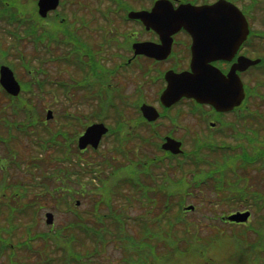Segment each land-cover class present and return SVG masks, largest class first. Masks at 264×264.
<instances>
[{
  "label": "rangeland",
  "instance_id": "rangeland-1",
  "mask_svg": "<svg viewBox=\"0 0 264 264\" xmlns=\"http://www.w3.org/2000/svg\"><path fill=\"white\" fill-rule=\"evenodd\" d=\"M31 1L0 0V65L11 67L21 87V98L14 101L0 88V239L5 242L0 245V264L10 244L15 263L45 264L54 250L49 238L32 239L26 244L30 247L21 250L16 244L30 238L28 230L69 235L77 216L84 220L94 215L95 198L102 203L101 212L138 217L126 222L134 236H142L137 226L141 222L159 232L150 264H264V64L242 74L251 95L247 91V104L238 111L240 123L232 125L229 116L219 130L210 128L208 108L190 102L147 123L138 107L158 100L163 73L159 79L152 72L146 75L151 62L140 58L126 66L131 43L143 32L140 24L116 14L122 15L124 4L142 9L152 0H60L41 21L33 16ZM231 1L251 12L244 53L264 57V0ZM81 16L90 28L81 27ZM67 39L83 41L88 56H76ZM181 56H176L178 65ZM99 122L114 132L97 151L79 155L78 136ZM166 135L182 141V155L162 149ZM209 146L214 149L209 151ZM101 157L107 159L106 168L95 166L96 178L95 172L84 173L87 163ZM142 164L150 168L140 181L149 195L143 198V190L126 180ZM58 185L65 190L49 191ZM188 205L195 209L180 211ZM245 209L251 212L245 224L221 220ZM46 212L54 216L53 227L45 223ZM109 221L106 233L114 240L105 248L99 244L96 264H121L127 255L122 251L125 234L115 235L120 226ZM208 223L213 224L208 228ZM96 246L76 233L71 249L84 255Z\"/></svg>",
  "mask_w": 264,
  "mask_h": 264
},
{
  "label": "water",
  "instance_id": "water-1",
  "mask_svg": "<svg viewBox=\"0 0 264 264\" xmlns=\"http://www.w3.org/2000/svg\"><path fill=\"white\" fill-rule=\"evenodd\" d=\"M37 5L39 13L45 16L49 10L56 8L58 0H38ZM128 17L140 19L147 29H154L161 41L158 45L150 42L134 43L135 55L145 54L159 60L165 59L170 53L172 34L184 28L193 36L191 71L175 73L169 70L164 75L167 86L160 95L164 106L169 107L183 97L210 104L219 111L240 105L244 93L236 71H243L259 60L240 56L228 77L209 64L217 59H231L246 38L247 22L235 6L225 0H218L207 6L184 4L173 8L170 0H157L150 11H131ZM0 85L13 96L20 91L12 70L5 65L0 66ZM140 111L148 121L158 117L153 106L142 104ZM107 130L103 123L91 124L78 138V148L85 149L88 145L97 148ZM180 145L179 141L166 137L162 148L177 154L181 152ZM248 216L249 212L246 211L231 214L227 218L234 222H244ZM46 218L47 223L52 222V214L47 213Z\"/></svg>",
  "mask_w": 264,
  "mask_h": 264
},
{
  "label": "trees",
  "instance_id": "trees-1",
  "mask_svg": "<svg viewBox=\"0 0 264 264\" xmlns=\"http://www.w3.org/2000/svg\"><path fill=\"white\" fill-rule=\"evenodd\" d=\"M1 54H2V52H1ZM3 54H5V51H3ZM116 129H119V128H116ZM113 132H114V130H113V128H111L110 133H113ZM109 135H108V137H109ZM114 136H116V135H114ZM116 140H119V139H116ZM70 143H73V141L71 140L69 142V146H68L69 149H70V146L72 145ZM89 150L90 151H97V150H91V149H89ZM83 153L78 151L79 155H82ZM120 153H122V152H120ZM195 157L198 158L199 156H195ZM82 162H84V161H82ZM106 162H107V159L101 157V160H98L97 162H95L96 165H95V163H91V164L87 163V166H90V167H88L87 169H83V171H84V173L86 171L87 172H89V171L95 172V176L93 178H96L97 173H96L94 167L95 166L97 167V165H98L101 167V170H102L103 168H106L105 167ZM144 165L142 164V166H140L139 170L136 169L130 175L126 176L127 181H131L132 183L133 182L135 183V184L133 183L134 187L139 188V190H143V191H141V192H143L141 195L142 198L149 196L146 192L147 186H145L144 184H142L140 182L141 178L144 175H146V173H148V174L150 173V170H149L150 168L147 165L146 166H144ZM116 168L117 167H115V169ZM143 168H145L146 170H143ZM150 175H148V176H150ZM164 175L166 176V174H164ZM124 178H125V176H124ZM56 180L58 181V178ZM58 187H59V185L56 188L53 187L49 191L53 192L55 190H57V191H60V190L64 191L65 190L64 186H61L60 188H58ZM66 191L71 192L70 188L66 189ZM84 191H82V192H84ZM145 194H147V195H145ZM94 202H96L94 204L96 207V211L94 212V215L89 216L88 219L86 216H84L85 217L84 220L82 219V215L77 216L75 220H78V221H75L73 228L68 231V232H71V233H68L69 235L61 234L60 231L59 232H57V231L52 232L51 229H50L51 232L49 231L48 234L42 232V234L36 235V233L32 234V231L28 230L30 238H28L26 241H24L22 243L16 244V249L19 248V250H21L23 248L24 249L29 248L30 246L26 245V244L30 243V241H32V239L39 238V239L43 240L45 238H49V241L52 242L49 245L54 250L52 251V253H50V255H48L44 259L45 264L54 263V261H56V260L58 261L59 264H96L97 261L100 259V254H101V245H99V244L103 243L102 248H105L106 246H109L110 244H112V241L114 240V238H112L108 233H106V230L110 231V228L109 227H108L109 229L107 228L108 224L106 222L109 221V219H113L109 222L114 223V225H119L120 229H121V230L116 229L117 231L115 230L114 234L116 232L117 233L123 232V234H125V235H123V242H124L125 248L122 246V251L124 249L125 253L127 255L125 254L126 256L124 257V260L121 262V264H150V262L154 258V251H158L157 248H155V245H156V242L159 238V232L157 230L153 231L152 229H149V227L146 224H142V222H141L137 226H139V229L142 232V236L138 238L137 236H134L133 233L129 232V229L127 228L128 224L126 223V222H136V219L138 220V217H135L133 220H131L130 216L126 215L125 217H123L122 213H117L115 211H113L114 214L111 216L110 212L106 213V212L100 211L99 205H102V203H100V201H97L95 198ZM170 207L168 206L167 208H165L164 211L168 212L170 210ZM109 209H110V206H109ZM180 211H182V209H180ZM86 212L89 213V212H92V210L86 209ZM145 221H146V219H145ZM175 221H176V219H175ZM212 224L213 223H210V224L208 223V224H206V226L209 228L210 226H212ZM251 229L253 230L254 228L252 227ZM148 230H150L151 232L149 233ZM253 231L256 234V231L255 230H253ZM76 233H79L80 236H82V239H84V238L92 239V245H97V246L94 247L92 249V251H90L84 255L77 253V252H74L71 249V246H73V244L76 242ZM1 244H5L4 239L2 240V238L0 239V245ZM58 244H61L62 246H57ZM163 245H165V244H163ZM8 246H9V253L7 254L6 260L3 262V264H18L19 262L18 263L14 262V257L16 254V251L13 250L14 245L10 244ZM169 246L171 248L172 244H170ZM47 248H48V246H47ZM252 248H254V246ZM58 250H59V255L55 256L54 254H56V251H58ZM46 252H48V251H46ZM22 264H24V263H22Z\"/></svg>",
  "mask_w": 264,
  "mask_h": 264
},
{
  "label": "flooded vegetation",
  "instance_id": "flooded-vegetation-1",
  "mask_svg": "<svg viewBox=\"0 0 264 264\" xmlns=\"http://www.w3.org/2000/svg\"><path fill=\"white\" fill-rule=\"evenodd\" d=\"M138 1H142V0H138ZM216 0H173V5L174 7H177L180 3H186V2H189L193 5H196V6H199V5H204V4H212L214 3ZM231 1V0H229ZM232 2V1H231ZM234 3L241 11L242 13L244 14V16L246 17V19L248 20V23H249V16L251 14V12H247V10L243 9L242 7L239 6V4L235 3V2H232ZM153 4V2H152ZM152 6V5H151ZM151 6L149 7H143L142 9H146V10H149L151 8ZM139 10V9H137ZM54 11H51L49 12L45 18H48L49 15H51ZM35 14V18L38 19L37 17L39 16L38 15V12L33 10V15ZM57 13V12H55ZM102 13H105V12H102ZM82 17V18H81ZM80 18L82 19L81 22L83 23V25L81 27H89V24L88 22L85 20V16H81ZM41 21L42 18L39 17ZM64 19H62L61 21H63ZM85 20V22H84ZM137 24H140L141 25V29H142V36L138 39V40H135L134 42H140V43H144V42H152V43H159V36L157 35V33L153 30V29H146L145 26L138 20H134ZM250 33H251V28H250V23H249V31H248V34H247V37H246V40L242 43V45L239 47V49L237 50L236 54L233 56V58L231 60H216L214 62H212V64L217 67L224 75L227 74V72L230 70L231 66L237 62L238 60V57L241 56V55H244V56H247L249 58H252V59H255V58H260L261 59V63L260 64H254V65H251L249 67H247L244 71L242 72H238V75L239 77L241 78L242 77V74H247V73H250L251 70H255L258 68L259 65H263L264 64V57H257V56H254V57H250L249 54H245L244 53V50L247 49L248 46H246V44L249 42L250 40ZM125 37H126V34H124ZM104 40H107V36H103ZM80 41V40H78ZM132 42V43H134ZM131 43V44H132ZM192 44H193V36L190 32H187L186 30L184 29H181L179 30L178 32H176L175 34L172 35V47H171V52L170 54L168 55L167 58L163 59V60H155L153 58H149L143 54H139V55H136L134 56L133 55V52H132V49H131V53L132 55L126 59L127 62H126V66L129 65L130 63L133 62V60L135 59H145V62H151L150 63V67L148 68L147 72H146V75H148V73L152 72L153 73V78H158L161 76V73L162 76H164V73L169 70V69H172L176 72H180V71H184V70H189L190 68V62H191V58H192V52H191V47H192ZM129 45V42L127 41V47ZM86 45L85 44H80V43H75L74 44V48H75V52L74 54L76 56H79L78 53L80 54L81 52V49L84 50V53H83V56H88V52L86 50ZM131 47V46H130ZM77 51H79L77 53ZM181 56V59L183 61L182 65L179 64L175 61H176V56ZM168 61V62H167ZM162 63H168L169 65H166L167 68H159V67H156V66H159L160 64ZM182 66V67H181ZM142 67V66H141ZM144 74H145V71H144ZM161 76V77H162ZM163 79V78H162ZM242 80V78H241ZM243 82V81H242ZM243 86H244V92H245V96H244V99L242 101V103L240 105H238L237 107H233L231 110L229 111H217L215 110L212 106L210 105H207V104H198L196 103L194 100L192 99H182L178 104H181L183 102H190L192 103L193 105L195 106H198L199 108H208V114H209V119H211L210 121H208L207 123L209 124L210 128H217L219 130V128L221 126H224V124L226 125V117H229V116H232L233 117V120H232V125H236L238 123H240V118H239V115H238V111L241 110L242 107H244L246 104H247V98L249 96V94L251 93V91L248 90V87L245 83H243ZM165 87V82H164V79H163V82H162V88L160 89L161 91L164 89ZM159 90V91H160ZM160 91V93H161ZM247 91L249 94H247ZM159 93V95H160ZM251 95V94H250ZM154 107L158 110L159 112V119H161L163 116L166 117L167 116V112L171 111L173 109L174 106L176 105H173L169 108H166L164 106L161 105L160 101H159V97H158V100L153 103ZM152 105V104H150ZM170 117V116H169Z\"/></svg>",
  "mask_w": 264,
  "mask_h": 264
}]
</instances>
